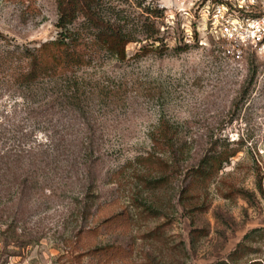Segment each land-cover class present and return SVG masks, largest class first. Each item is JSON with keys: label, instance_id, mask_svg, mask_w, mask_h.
<instances>
[{"label": "rangeland", "instance_id": "374dc122", "mask_svg": "<svg viewBox=\"0 0 264 264\" xmlns=\"http://www.w3.org/2000/svg\"><path fill=\"white\" fill-rule=\"evenodd\" d=\"M102 1L131 26L161 8V49L77 67L79 111L64 76L12 77L56 0H0V264H264V58L223 56L205 15L239 0Z\"/></svg>", "mask_w": 264, "mask_h": 264}, {"label": "trees", "instance_id": "16d2710c", "mask_svg": "<svg viewBox=\"0 0 264 264\" xmlns=\"http://www.w3.org/2000/svg\"><path fill=\"white\" fill-rule=\"evenodd\" d=\"M56 2L59 13L56 26L60 29L57 37L36 47L26 46L19 52L17 58L20 63L12 72L14 82L27 91L33 90L47 77L51 81L49 85L58 88L53 83L56 81L52 82L51 79L62 80L64 76L63 88L60 90L63 102L80 111L84 109V92L81 91L85 86L78 84L76 77L70 75L77 67L99 60L103 54L125 60L128 57L127 46L131 42H146L139 53H147L153 47L161 49L160 45L156 46L162 41L160 28L156 26L155 17L152 18L153 15H163L158 6L145 5L139 1L142 7L140 19L131 26L130 15H121L120 10L117 12L104 8L102 0ZM215 264L235 263L219 261Z\"/></svg>", "mask_w": 264, "mask_h": 264}, {"label": "built area", "instance_id": "2783aa9c", "mask_svg": "<svg viewBox=\"0 0 264 264\" xmlns=\"http://www.w3.org/2000/svg\"><path fill=\"white\" fill-rule=\"evenodd\" d=\"M244 1L215 3L205 8L212 35L223 47V56L234 61L243 60L249 52L264 58V12H246L244 7L249 5Z\"/></svg>", "mask_w": 264, "mask_h": 264}]
</instances>
